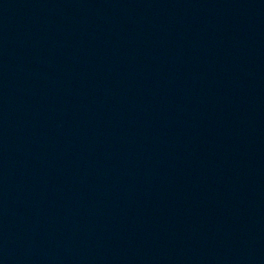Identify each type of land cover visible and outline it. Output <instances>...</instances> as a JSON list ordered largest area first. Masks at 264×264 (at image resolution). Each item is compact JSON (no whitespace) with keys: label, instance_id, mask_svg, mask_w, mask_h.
Returning a JSON list of instances; mask_svg holds the SVG:
<instances>
[{"label":"water","instance_id":"obj_1","mask_svg":"<svg viewBox=\"0 0 264 264\" xmlns=\"http://www.w3.org/2000/svg\"><path fill=\"white\" fill-rule=\"evenodd\" d=\"M264 126V0H0V264H144Z\"/></svg>","mask_w":264,"mask_h":264}]
</instances>
